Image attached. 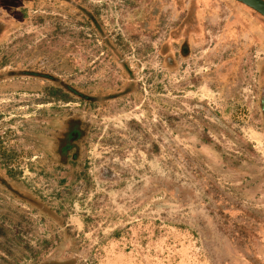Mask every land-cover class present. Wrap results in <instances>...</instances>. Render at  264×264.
<instances>
[{
  "label": "rangeland",
  "instance_id": "rangeland-1",
  "mask_svg": "<svg viewBox=\"0 0 264 264\" xmlns=\"http://www.w3.org/2000/svg\"><path fill=\"white\" fill-rule=\"evenodd\" d=\"M229 4L0 0V264H264V55L225 52Z\"/></svg>",
  "mask_w": 264,
  "mask_h": 264
},
{
  "label": "flooded vegetation",
  "instance_id": "flooded-vegetation-1",
  "mask_svg": "<svg viewBox=\"0 0 264 264\" xmlns=\"http://www.w3.org/2000/svg\"><path fill=\"white\" fill-rule=\"evenodd\" d=\"M264 3V0H260ZM231 3L235 2L238 4V6H232L231 4L226 6L227 13H229V19H234L231 21L221 23H216V31L218 32V36L220 37L221 42H226L229 47L225 49V52L231 51L232 55H237V60L242 57H255L259 53L264 55V16L256 11L255 9L245 5L244 3L238 1V0H230ZM220 13H223L224 11H219ZM244 14H247L245 17ZM252 19V21L250 20ZM195 23V22H194ZM192 30V23L191 22H184L182 24V30L185 34L186 30ZM183 53H186V50H184ZM261 62L259 61L257 66V74H258V83H257V92L259 95V105H260V115L262 117V121L264 124V59L263 57L260 58ZM222 72H227L228 67H224L220 69ZM214 72V82L218 83V70H213ZM193 82H197L198 80L193 77ZM216 87V85L214 86ZM226 89V88H225ZM52 99L55 101L70 103L72 102L71 99H68L66 96L62 95L59 91V89L53 91ZM59 92V93H58ZM70 93L74 94L76 93L75 90H70ZM79 94V93H77ZM81 96V102H85L88 104L87 110L90 109L91 105L94 104V97L88 96V95H82ZM80 121H75L74 127L68 129L64 132V141L63 145L60 149V152L56 155L59 157H64L68 152H72L73 149L78 151V144L79 142L87 137L86 135L89 134L90 131V120L84 121L83 120V126L85 127L82 129L80 127ZM205 143H210V141L205 140ZM4 143L0 142V153L1 157H5V159H2L4 162H9V152L6 150V148L3 147ZM61 153V155H60ZM62 157V158H63ZM86 157V156H85ZM73 160L77 158V153H73L72 156ZM86 160V159H85ZM6 173L7 175L10 174L9 167L6 165ZM103 174H105V177H109L111 179H114V175H112L109 169H102ZM86 179V175H84ZM108 178V179H109ZM87 180V179H86ZM0 238H3V236H0ZM4 239V238H3ZM5 242V243H4ZM0 241V247H3L7 251V243L8 240ZM37 253H34L33 260H35ZM72 262L70 260H50L43 264H71ZM42 264V263H40Z\"/></svg>",
  "mask_w": 264,
  "mask_h": 264
},
{
  "label": "water",
  "instance_id": "water-1",
  "mask_svg": "<svg viewBox=\"0 0 264 264\" xmlns=\"http://www.w3.org/2000/svg\"><path fill=\"white\" fill-rule=\"evenodd\" d=\"M264 16V3L260 0H238Z\"/></svg>",
  "mask_w": 264,
  "mask_h": 264
}]
</instances>
